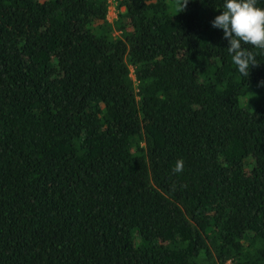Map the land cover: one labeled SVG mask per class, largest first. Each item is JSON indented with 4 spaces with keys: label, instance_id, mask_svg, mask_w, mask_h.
<instances>
[{
    "label": "trees",
    "instance_id": "trees-1",
    "mask_svg": "<svg viewBox=\"0 0 264 264\" xmlns=\"http://www.w3.org/2000/svg\"><path fill=\"white\" fill-rule=\"evenodd\" d=\"M112 1L0 0V264H264V51Z\"/></svg>",
    "mask_w": 264,
    "mask_h": 264
},
{
    "label": "clouds",
    "instance_id": "clouds-1",
    "mask_svg": "<svg viewBox=\"0 0 264 264\" xmlns=\"http://www.w3.org/2000/svg\"><path fill=\"white\" fill-rule=\"evenodd\" d=\"M187 3L184 0L183 6ZM212 27L223 30L228 41L232 62L242 76H248L256 57L245 45L264 51V8L257 7V0H223L222 12L212 21ZM177 162L175 171H182Z\"/></svg>",
    "mask_w": 264,
    "mask_h": 264
},
{
    "label": "rangeland",
    "instance_id": "rangeland-1",
    "mask_svg": "<svg viewBox=\"0 0 264 264\" xmlns=\"http://www.w3.org/2000/svg\"><path fill=\"white\" fill-rule=\"evenodd\" d=\"M115 8V10H114ZM116 14H117V9L115 7V5H110V8H109V13H108V17L110 20H113L115 17H116Z\"/></svg>",
    "mask_w": 264,
    "mask_h": 264
},
{
    "label": "built area",
    "instance_id": "built-area-1",
    "mask_svg": "<svg viewBox=\"0 0 264 264\" xmlns=\"http://www.w3.org/2000/svg\"><path fill=\"white\" fill-rule=\"evenodd\" d=\"M110 3H111V7H112V5L116 6V3L114 1L110 0ZM114 10H115V8H114Z\"/></svg>",
    "mask_w": 264,
    "mask_h": 264
}]
</instances>
